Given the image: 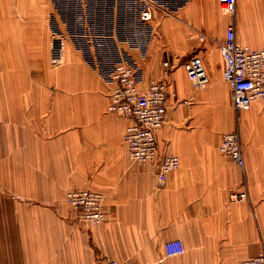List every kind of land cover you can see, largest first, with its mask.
Masks as SVG:
<instances>
[{
  "label": "crops",
  "instance_id": "obj_1",
  "mask_svg": "<svg viewBox=\"0 0 264 264\" xmlns=\"http://www.w3.org/2000/svg\"><path fill=\"white\" fill-rule=\"evenodd\" d=\"M146 1L0 0V264H242L264 251V101L237 112L220 50L229 24L264 48V0H237L235 13L223 0H150L151 21ZM196 53L204 89L188 76ZM121 62L141 89L168 81L157 139L181 165L164 183L158 161L131 160L129 120L109 109ZM236 129L244 167L220 151ZM71 189L104 194L101 224L77 218ZM174 239L185 251L167 256Z\"/></svg>",
  "mask_w": 264,
  "mask_h": 264
},
{
  "label": "built area",
  "instance_id": "obj_2",
  "mask_svg": "<svg viewBox=\"0 0 264 264\" xmlns=\"http://www.w3.org/2000/svg\"><path fill=\"white\" fill-rule=\"evenodd\" d=\"M224 8L235 13L237 0H223ZM142 18L153 19V4L148 0L143 5ZM205 38V35H201ZM224 59L223 78L230 84L233 104L239 114L250 110L256 101H264V48H255L241 43L237 38L234 24H229L226 38L220 46ZM164 65L171 67L170 60ZM188 76L198 89L206 88L210 76L203 57L193 54L186 63ZM169 71V70H168ZM112 78L115 82L110 94L109 109L129 120L125 132L128 154L136 163L158 161V178L164 183L169 174L181 165L177 154H160L157 130L168 120L167 100L169 84L166 79L154 80L147 89L138 85L133 65L121 62L116 65ZM220 151L234 162L244 167L243 143L238 129L223 133ZM247 192L233 193L232 199H243ZM66 199L79 220L99 225L105 220L104 194L92 189H74L68 191ZM167 256H175L185 251L181 239L166 242ZM95 264H119L115 259L100 257ZM242 264H264V251L247 258Z\"/></svg>",
  "mask_w": 264,
  "mask_h": 264
},
{
  "label": "rangeland",
  "instance_id": "obj_3",
  "mask_svg": "<svg viewBox=\"0 0 264 264\" xmlns=\"http://www.w3.org/2000/svg\"><path fill=\"white\" fill-rule=\"evenodd\" d=\"M242 143H243V141H242ZM71 190H74V189H71ZM71 190H68V191H71ZM68 191H67V192H68ZM67 192H66V194H67ZM66 194H65V201H66V203L70 206V208L72 209L71 205L68 203V201H67V199H66Z\"/></svg>",
  "mask_w": 264,
  "mask_h": 264
}]
</instances>
